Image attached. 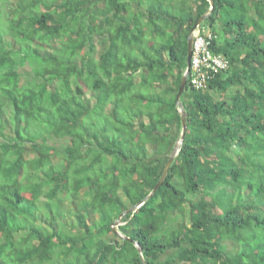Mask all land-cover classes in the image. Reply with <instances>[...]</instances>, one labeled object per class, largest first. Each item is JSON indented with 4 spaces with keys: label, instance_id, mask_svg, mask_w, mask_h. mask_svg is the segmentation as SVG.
Instances as JSON below:
<instances>
[{
    "label": "trees",
    "instance_id": "obj_1",
    "mask_svg": "<svg viewBox=\"0 0 264 264\" xmlns=\"http://www.w3.org/2000/svg\"><path fill=\"white\" fill-rule=\"evenodd\" d=\"M8 1L0 264H264L240 233L264 232V0ZM207 13L197 29L230 67L199 89L190 67L182 143L145 200L179 144Z\"/></svg>",
    "mask_w": 264,
    "mask_h": 264
},
{
    "label": "built area",
    "instance_id": "obj_2",
    "mask_svg": "<svg viewBox=\"0 0 264 264\" xmlns=\"http://www.w3.org/2000/svg\"><path fill=\"white\" fill-rule=\"evenodd\" d=\"M211 35L207 38L200 36L199 30H195L193 33V42L191 50L190 67L192 71L191 83L195 88H203L205 81L209 77L210 70L212 74L226 71L230 65L227 59L220 55H214L210 52L209 42ZM213 77V76H212Z\"/></svg>",
    "mask_w": 264,
    "mask_h": 264
},
{
    "label": "water",
    "instance_id": "obj_3",
    "mask_svg": "<svg viewBox=\"0 0 264 264\" xmlns=\"http://www.w3.org/2000/svg\"><path fill=\"white\" fill-rule=\"evenodd\" d=\"M210 2V9L213 10L214 8V4H213V0H209ZM209 15V13L201 16L198 21L195 23L194 27L191 29L188 37H187V53H186V70H185V73L183 74L181 80H180V84H179V88H178V92H177V95H176V103L177 105L180 107V115H181V134H180V139H179V144L177 145H174V147L172 148L171 152H170V156H169V159L168 161L166 162L165 164V167L163 169V172H162V175L158 181V183L155 185L154 189L152 190V192L146 197L145 200H147L153 193H155V191L161 186V184L163 183L165 177H166V174L169 170V167L175 157V155L177 154L178 152V148L179 146L181 145L182 143V140H183V137H184V134H185V128H186V117H185V112L184 110L181 108L180 106V97L184 91V87H185V84H186V79L188 77V74H189V71H190V59H191V50H192V34H193V31L196 29V27L205 19L207 18V16ZM143 202V201H142ZM141 202V203H142ZM141 203H139L137 206L139 207L141 205ZM129 212V210L127 211ZM119 221H120V217L116 220V222L114 223V226H118L119 225ZM115 231V230H114ZM128 240L129 242H131L130 239H126ZM136 247L138 248V244H135ZM143 264H146L145 262H143Z\"/></svg>",
    "mask_w": 264,
    "mask_h": 264
},
{
    "label": "rangeland",
    "instance_id": "obj_4",
    "mask_svg": "<svg viewBox=\"0 0 264 264\" xmlns=\"http://www.w3.org/2000/svg\"><path fill=\"white\" fill-rule=\"evenodd\" d=\"M9 3L11 2L12 4L11 5H13V7H15V5L17 4V2H18V0H9L8 1ZM5 10H6V8H3L2 7V5H0V22H1V24L4 22H8V20L6 19L5 21H4V12H5ZM5 26H7V23H5ZM6 39H8L7 41H10L9 40V38H6ZM103 49V46H100V44L98 43L97 44V49H96V54H98V52H100L101 50ZM26 70H29V67L27 66L26 68H25ZM23 71V73H24V70H22ZM23 81H24V83L26 82V80L25 79H23ZM52 142L54 143V145L56 146V147H59V149L63 146V145H65L66 143H65V141H62V140H52ZM175 145H177V144H175ZM28 157H33L34 155L33 154H29V155H27ZM58 161V160H57ZM244 193V192H243ZM242 193V194H243ZM247 199H248V197H247ZM254 202L256 203V204H261L262 206H263V204L262 203H264V197H259V198H255V200H254ZM260 205V206H261ZM259 211V213H261V215H263L264 214V211L262 210V211H260V210H258ZM69 220H71V218H69ZM75 223V222H74ZM116 227L117 226H114L113 225V228H114V230L115 231H117L116 230ZM251 232V231H250ZM249 231H242V232H240V233H243V236L241 237L243 240H241V241H246V239H248V240H254L255 242L257 241V238L258 239H261V240H263L264 241V232L263 231H260L258 234H257V236L256 235H252L251 233H250ZM252 238V239H251ZM226 239H224L223 241H222V244H223V246L225 247V245L227 246V247H229L232 251L233 250H236V248H237V246L233 243V242H229V241H225ZM229 242V243H228ZM238 245V250L237 251H239L241 248H242V245H243V243H240V244H237ZM226 248V247H225ZM165 257H167L166 255L163 257V259H165Z\"/></svg>",
    "mask_w": 264,
    "mask_h": 264
},
{
    "label": "clouds",
    "instance_id": "obj_5",
    "mask_svg": "<svg viewBox=\"0 0 264 264\" xmlns=\"http://www.w3.org/2000/svg\"><path fill=\"white\" fill-rule=\"evenodd\" d=\"M197 27H198V26H197ZM197 27H196V29H197ZM196 29H195V30H196ZM195 30H194V31H195ZM194 31H193V33H194ZM192 38H193V34H192ZM192 42H193V40H192ZM191 48H192V47H191ZM190 60H191V59H190Z\"/></svg>",
    "mask_w": 264,
    "mask_h": 264
}]
</instances>
